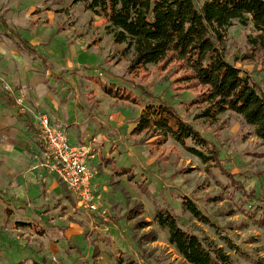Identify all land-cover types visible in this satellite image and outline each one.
<instances>
[{"label": "rangeland", "instance_id": "374dc122", "mask_svg": "<svg viewBox=\"0 0 264 264\" xmlns=\"http://www.w3.org/2000/svg\"><path fill=\"white\" fill-rule=\"evenodd\" d=\"M106 24L103 17L87 10L85 2L0 0V47L6 51L0 56L1 67L20 68L22 82L27 76L37 90L44 91L43 98L52 108L57 104L61 110L68 107L66 115L81 125L82 136L86 127L90 133H102L105 139L103 157L108 160L104 169L101 143L97 141L98 159L102 164L99 163L96 176L104 182V189L94 194L96 202L108 210L105 217L81 209L78 204L68 203L65 207L64 201L59 200L58 207L48 210L50 220L38 221L33 219L39 216L33 212L34 207L21 208L26 199L20 198L16 206H8L14 199L8 194L12 189L4 192L0 188V264H188L169 243L168 232L153 222L156 205L170 209L186 230L214 239L231 253L236 264H253L226 246L215 228L185 210L181 196L194 201L219 225H226V234L244 252L264 258V228L255 224V218H260L262 213L254 204L245 203L240 190L232 183L235 177L257 195L264 194V141L256 136L255 128L235 112L226 111L212 122L196 118L201 109L187 107L185 103L195 93L174 89L173 79L178 73L172 72L171 67L163 69L150 64L147 70L130 74L127 68L132 54L121 56L125 45L114 43L112 35L106 32ZM251 29L238 24L230 28L225 42L226 55L243 74L262 81L264 52L260 56L240 58L249 51L247 36ZM21 64L30 66L31 71H24L23 75ZM90 77L129 87L136 84L165 99L184 120L216 144L220 160L205 163L173 138L160 148L141 143L144 135H132L131 129L142 108L113 98L111 101ZM13 83L16 82L11 78L6 85L10 88ZM0 88L7 90L4 86ZM136 91L141 94L140 90ZM93 94L97 95L96 99ZM105 110L107 114L103 113ZM1 111L8 117L12 115L6 106ZM98 115L104 128L94 119ZM115 115L121 120L119 117L113 120L111 117ZM89 117H92L89 124L83 125ZM17 129L19 138L24 140L29 131L21 124ZM0 136L5 137L2 133ZM1 142L3 146L9 144L5 138ZM13 153L10 158L29 165L24 147L17 145ZM124 166L133 167L135 181L131 182L127 176L119 179L113 175V167ZM47 170L48 184H39L42 196L44 190L53 185L55 192L63 190L57 176ZM143 182L148 184L147 192ZM53 196L52 192L51 199ZM138 202L142 205L127 221L124 216ZM227 208L233 210L232 216L223 214ZM20 220L38 222L45 235L36 229L18 231L13 228V223ZM139 221L149 225L138 228L135 224ZM132 225L142 254L131 242ZM150 233L155 234L154 241Z\"/></svg>", "mask_w": 264, "mask_h": 264}, {"label": "trees", "instance_id": "16d2710c", "mask_svg": "<svg viewBox=\"0 0 264 264\" xmlns=\"http://www.w3.org/2000/svg\"><path fill=\"white\" fill-rule=\"evenodd\" d=\"M80 2H85L88 11L106 20V32L112 35L115 44L125 45L120 51L121 56L132 54L127 68L130 74L137 75L147 70L150 64L163 69L171 67L172 72L179 74L173 79L174 89L195 93L185 103L187 107L201 109L196 118L212 122L226 111L235 112L243 116L255 128L256 136L264 141V75L262 81H258L250 74H243L236 64L228 60L225 48L230 28L238 24L244 28H252L247 36L249 51L240 58L262 55L264 0H74V3ZM91 78L95 79L94 82L107 95L142 108L131 132L135 136L144 135L141 143H151L160 148L173 138L205 163L220 160L216 144L193 124L184 120L165 99L136 84L129 87ZM142 95L151 100L143 98ZM97 169L100 170V166ZM112 171L119 179L127 176L131 182L135 181L133 167H113ZM233 178L232 183L240 190L243 201L254 204L256 210L262 213L260 218H255V224L264 228V194L257 195L242 181ZM119 179L116 183H119ZM143 183L147 192L148 184ZM127 197L130 200V195ZM181 197L183 208L215 228L224 244L232 251L253 264H264V258L244 252L233 242L226 234V225H219L190 198ZM67 198L72 204H77L75 196L68 189ZM138 203L124 216L127 221L131 220L130 214L142 205ZM155 208L153 222L168 232L169 243L188 264H236L231 253L214 239L199 236L183 228L179 218L167 207L156 205ZM231 211L233 210L227 208L223 214L232 216L234 212ZM245 211L249 214L248 210ZM251 217L254 218V215ZM115 221L119 222L118 219ZM147 223L139 221L135 226L143 229L149 225ZM134 229L132 225L131 242L142 254L141 243L134 234ZM37 231L43 233V230ZM149 237L152 241L156 239L153 233Z\"/></svg>", "mask_w": 264, "mask_h": 264}, {"label": "crops", "instance_id": "0c3cea01", "mask_svg": "<svg viewBox=\"0 0 264 264\" xmlns=\"http://www.w3.org/2000/svg\"><path fill=\"white\" fill-rule=\"evenodd\" d=\"M5 52L6 51L2 47H0V56H3ZM21 65L23 75L24 71H26V73L31 71V67L27 64ZM14 69H17V72H14ZM11 78H13L16 83L10 85L11 87L9 90L1 91L0 88V133L5 135V137L0 136V188L1 191L4 192H9V190L12 189L8 194L14 199L12 200V202L8 203V206H16L15 202L20 198H24L26 199V201L23 204L24 206H21V208L32 209L34 207L33 212H36L37 214H39V216H35L36 218L33 219L47 222L48 220H50L48 210L51 208H55L57 206L56 204L59 203V200L64 201L63 205L65 207L68 205V203L70 204L71 201L67 198V187L60 180L58 181V184L60 185V187H63V190L60 192H55V189L53 188H56V186L53 185L51 186L52 189L48 187L47 191L43 189L44 195L42 196V193L39 189V184H48V182L46 181L47 177H45V173L49 172L47 170V166L45 165V153L47 147L43 141V138L41 137L40 130L38 128V118L41 115H47L54 123L65 128L67 132H71V134L69 133L70 135H68V138L70 143L73 145L88 142L93 137L97 138V140L101 143V157H103V146L105 145V139L102 133H90L87 127L84 129L82 136L81 125L76 121L72 122L71 118L66 115L68 107H63L61 110L57 104L58 102L56 101L55 104H57V106L52 108L49 103L43 98L44 91H42L41 89L37 90L35 88V85L32 84L31 80L27 76L24 78L25 82H22L20 68H13L11 66L2 68L0 63V86H4L5 88L7 81H9ZM89 94H91V92H89ZM89 97H91V95ZM92 97H95L94 99H96L97 95L93 94ZM19 98L22 99L23 104L18 103ZM112 98L113 97H111V101L114 99ZM114 100L120 101L116 99ZM3 106L8 107V109L12 113L11 116L8 117L2 113L1 110ZM16 112L17 115H15ZM103 113L107 114V111L105 110ZM117 117L119 116L115 115V117L111 118L113 120H116ZM91 119L92 117H89L86 120V123H83V125L87 126ZM94 119L101 124V128H104V123L100 121L101 118L99 117V115L95 116ZM120 120L121 117H119V121ZM19 124L23 125V127H25L29 131V133L23 137L24 140L20 139V131H18L17 129ZM134 126L131 130H133ZM4 138L9 142V144H6L5 146H3V143L1 142V140H3ZM17 145H20L26 149L29 165H24L19 159L15 161L10 158V155L14 154L13 151L16 149ZM3 150H5L8 155H6V152H3ZM99 163L102 164L97 158L92 161L90 165L95 170L98 168ZM107 163L108 160L104 158V169L106 168L105 166ZM103 183L104 182H102V179L99 178V176H96L93 183L94 191L96 192L104 189ZM52 192L54 193L53 199H51L50 197ZM20 195H22L23 197H21ZM45 210L47 215H43V212ZM32 214V216H34V213ZM32 216H30V218H32ZM22 223L29 224L30 227H28V225L23 226L21 225ZM39 225L40 224H38V222H34L31 220H20L13 223V228L17 229L18 231L22 228L36 230L38 229L43 230L44 232V229L41 228L42 225ZM40 234L45 235V233Z\"/></svg>", "mask_w": 264, "mask_h": 264}, {"label": "built area", "instance_id": "2783aa9c", "mask_svg": "<svg viewBox=\"0 0 264 264\" xmlns=\"http://www.w3.org/2000/svg\"><path fill=\"white\" fill-rule=\"evenodd\" d=\"M5 88L10 89L7 85ZM18 103L23 104L21 98ZM38 128L47 147V168L75 195L79 208L105 217L108 214L107 208L95 200L93 183L96 172L90 165L99 157L97 138L73 145L66 130L47 115L38 118Z\"/></svg>", "mask_w": 264, "mask_h": 264}]
</instances>
